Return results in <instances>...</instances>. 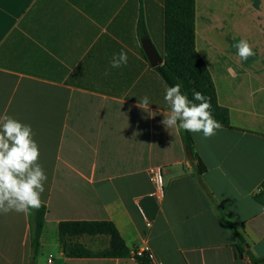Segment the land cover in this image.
<instances>
[{
  "label": "crops",
  "instance_id": "crops-1",
  "mask_svg": "<svg viewBox=\"0 0 264 264\" xmlns=\"http://www.w3.org/2000/svg\"><path fill=\"white\" fill-rule=\"evenodd\" d=\"M206 6L196 0V49L230 126L211 138L190 135L224 219L192 174L197 160L180 129L161 123L168 85L142 40L163 49L165 0H0V116L31 126L47 175L36 259L29 214L13 211L0 214V264H140L133 256L140 248L156 264H253L250 255L264 264V67L248 66L258 54L244 64ZM122 50L127 65L111 68ZM156 167L163 168L162 200ZM66 221L113 223L131 257H68L59 241ZM78 241L103 251L110 237Z\"/></svg>",
  "mask_w": 264,
  "mask_h": 264
},
{
  "label": "trees",
  "instance_id": "trees-1",
  "mask_svg": "<svg viewBox=\"0 0 264 264\" xmlns=\"http://www.w3.org/2000/svg\"><path fill=\"white\" fill-rule=\"evenodd\" d=\"M142 36L147 33L143 26ZM164 62L156 70L168 86L180 83L181 91L193 99V91H199L210 98L213 117L223 127L230 126L229 110L219 104L215 84L210 71L196 49V0H165V41L162 50H159ZM145 54V53H144ZM146 56V55H145ZM147 58V57H146ZM199 103V101H195ZM183 141L193 164V176L197 178L203 190L207 193L211 203L219 216L223 218L213 194L203 182V175L207 172L194 148V142L189 132L180 129ZM47 209L44 205L39 210L29 214L31 226L32 259L35 260L41 246ZM233 233L238 246L244 251L246 242L235 227L226 222ZM106 235L110 237V244L106 250L92 251L81 244L78 239L83 236ZM59 241L68 257H105L128 258L132 253L126 246L115 225L107 221H66L59 224ZM250 255V253L248 252ZM251 262L258 264L251 255ZM140 264H156L148 253L143 257H136Z\"/></svg>",
  "mask_w": 264,
  "mask_h": 264
},
{
  "label": "clouds",
  "instance_id": "clouds-1",
  "mask_svg": "<svg viewBox=\"0 0 264 264\" xmlns=\"http://www.w3.org/2000/svg\"><path fill=\"white\" fill-rule=\"evenodd\" d=\"M237 55L248 60L256 53L251 44L241 39L233 44ZM128 63V55L120 51L112 56L111 68H120ZM107 74V73H106ZM176 83L165 89L164 100L170 111L163 114L162 125L166 128H179L189 133H201L211 138L222 129V124L212 115L210 98L199 91H193V99L181 91ZM195 101H199L196 103ZM139 106L146 109L148 96H144ZM30 125L4 114L0 116V214L9 212L30 214L43 204L47 175L39 164V146L34 140ZM264 215V207L259 209Z\"/></svg>",
  "mask_w": 264,
  "mask_h": 264
},
{
  "label": "rangeland",
  "instance_id": "rangeland-1",
  "mask_svg": "<svg viewBox=\"0 0 264 264\" xmlns=\"http://www.w3.org/2000/svg\"><path fill=\"white\" fill-rule=\"evenodd\" d=\"M202 2L207 5V12L212 14L218 28H224V32L231 36L232 44L245 39L259 55L254 58V63L248 61V66L264 67V0H198V6ZM207 32L210 33L208 28ZM243 62L246 65L247 61ZM238 64L241 65L240 61Z\"/></svg>",
  "mask_w": 264,
  "mask_h": 264
},
{
  "label": "built area",
  "instance_id": "built-area-1",
  "mask_svg": "<svg viewBox=\"0 0 264 264\" xmlns=\"http://www.w3.org/2000/svg\"><path fill=\"white\" fill-rule=\"evenodd\" d=\"M151 173L155 184V196L157 197L158 200H162L166 193L165 182L163 178V168L156 167L151 171ZM147 226L151 227V222L147 221ZM144 253H148V255H150V259H152L153 261V256L148 248L135 249L133 251V256L143 257Z\"/></svg>",
  "mask_w": 264,
  "mask_h": 264
},
{
  "label": "water",
  "instance_id": "water-1",
  "mask_svg": "<svg viewBox=\"0 0 264 264\" xmlns=\"http://www.w3.org/2000/svg\"><path fill=\"white\" fill-rule=\"evenodd\" d=\"M143 51L152 67H158L163 64L164 60L149 37L142 40ZM247 249V248H246Z\"/></svg>",
  "mask_w": 264,
  "mask_h": 264
}]
</instances>
